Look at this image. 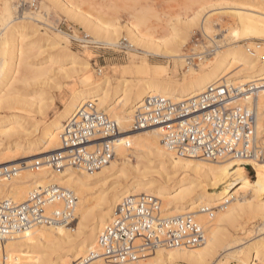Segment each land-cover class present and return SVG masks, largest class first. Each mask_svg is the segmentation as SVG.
<instances>
[{
    "label": "bare ground",
    "instance_id": "bare-ground-1",
    "mask_svg": "<svg viewBox=\"0 0 264 264\" xmlns=\"http://www.w3.org/2000/svg\"><path fill=\"white\" fill-rule=\"evenodd\" d=\"M53 1L58 2V0ZM233 1L231 0L235 6L233 16L236 17L238 28L236 26L226 30L223 39L229 38V42L218 46L219 48L216 47L218 50L211 54L212 57L207 63L204 62L206 58L203 57L208 56L209 51L208 54L199 56L202 65L190 64L188 59L180 55L179 50L171 52L169 57L176 60L181 71V78L174 79L162 71L143 70L142 78H139L138 82L130 85L125 80L112 94H110L111 85L107 78L97 84L90 79H81L79 90L72 93L68 103L60 110L56 118L36 130L38 132L36 139L21 141L19 138L20 141L14 142L0 155V161L9 162L14 155L31 154L42 149L41 153L44 157L37 162L50 165L41 168L42 165L41 169L35 172L33 181L26 183L22 177L18 176L23 167L10 162L16 172L12 179L0 180V198L12 199L17 204H22L28 200L36 188L54 184L73 191L76 195L80 194V188L85 185L88 178L97 173L81 170L72 165H51L47 159L53 153L65 151L61 134L66 124L79 109L91 103L107 114L120 129L127 128L133 131L135 114L149 97H165L178 104L195 98L210 85L223 84L242 90L253 85V92L249 93V96L232 99L228 107L237 108L252 104L256 106V146L264 150V0ZM58 3L68 18L81 24V27L93 37L112 39L120 32L112 21L104 24L102 19H94L80 7L78 11L63 1ZM1 5L3 6L1 22L5 23L7 28L0 52V103L2 104L8 101L5 99L11 94V88H15V85L29 84L34 79L31 75L41 72L44 74L47 69L45 65L49 61L33 68L28 62L31 55L28 49V45L31 44L29 38L34 33L40 34L37 22L42 17L41 13L36 14L34 18L30 17L31 20L27 21V17L21 20L15 16L16 7L11 0H4ZM209 27L206 23L202 24L206 37H210L212 33ZM126 31L132 46L135 40L145 37L135 27H127ZM60 39H64V36H58L55 46L66 44L58 41ZM254 42L263 44L254 47ZM130 43L129 49H131ZM241 44H247V48ZM55 60L54 57L52 61ZM72 60L75 61V58ZM233 67L237 68L235 72L231 71ZM39 76L40 74L37 77ZM6 125H18V127H10L6 132L0 130V137L2 134L8 137L10 134L21 131L19 118L15 115L0 119V129ZM164 130L163 127L154 126L134 132L136 136L132 144L141 154H144L140 157L145 172L134 167L138 170L135 169L136 173L125 188L113 194L107 211L101 216L87 240L76 245L73 250L60 254L58 261L52 264H72L84 258L88 252L99 251V235L109 223L114 209L128 197L159 198L162 203L163 217L189 213L193 214L204 227L206 241L202 246L193 249H166L168 258L176 256L191 264L264 263V222L258 226L254 225L255 227L252 228L254 231L249 230L255 233L253 236L236 238L238 231L244 230L247 221H250L248 217L260 213L264 216L263 160L244 161L228 157L211 161L199 156L182 157L166 146ZM148 155L156 157L154 159L157 163L155 162L154 166L152 163L155 160H149ZM246 166L253 168L255 179L250 178ZM151 170H156L158 173L154 174L157 176H154ZM121 172L125 173L123 170ZM77 199L75 213L80 214L89 207V202H84L79 197ZM54 206L56 205L48 207L49 213ZM57 206L60 205L57 204ZM219 222H222L224 226H219ZM28 231L29 229L24 230L23 233ZM23 233H19L8 241L7 264H44L48 261L49 258L44 255L45 251L40 250L37 245L39 238L33 239L31 234L24 236ZM47 244L50 248L52 247L49 240ZM157 252L158 250L154 251L144 260L123 264H161L162 259Z\"/></svg>",
    "mask_w": 264,
    "mask_h": 264
},
{
    "label": "rangeland",
    "instance_id": "rangeland-1",
    "mask_svg": "<svg viewBox=\"0 0 264 264\" xmlns=\"http://www.w3.org/2000/svg\"><path fill=\"white\" fill-rule=\"evenodd\" d=\"M3 1L0 0V52L4 43L2 39L7 29L6 24L1 22ZM11 1L16 7L15 16L21 20L23 17H27V21L31 20L36 14L41 13L42 17L37 22L40 34L34 33L30 36L31 39L29 38L31 44L28 45V49L31 55L28 62L32 68L46 61L49 62L45 65L47 69L44 74L41 72L31 75L34 79L32 78L29 84L18 83L15 88L13 87L14 89L11 88V94L4 98L8 101L3 102V105L0 103V119L17 116L19 130L22 131L10 134L8 137L1 135L0 155L6 151L7 147L20 139L21 141L36 139L38 136L36 130L56 118L60 110L68 103L72 93L79 90L81 79H90L97 84L107 78L111 85L110 94L118 90L121 82L125 80L130 85L138 82L139 78H142L143 70L162 71L167 76L179 79L181 71L176 60L169 57L171 52L179 50L180 55L186 59V56L192 52L200 54L209 51V55L203 57L206 58L204 62L207 63L212 57L211 54L229 42V38L223 39L226 30L237 26L236 17L233 16L235 12L233 0V3L231 0H58L76 10L80 7L94 19H102L104 24L112 21L117 25L118 30L120 29L119 34L113 37L114 39L100 38L89 35L81 24L68 18L56 1ZM205 23L212 30L210 37H206L202 30V24ZM130 26L135 27L141 35L145 36L135 40L133 46L126 31V28ZM58 36H64V39L58 41L66 43L65 45L55 46ZM121 40H127L131 45L127 54L117 53L116 45ZM253 44L254 47H259L263 43L254 42ZM241 45L247 48V44ZM53 56L56 58L55 61H52ZM73 58L75 61L72 60ZM199 63L200 61L197 65ZM235 70H237L236 67L231 68L232 72ZM39 74L40 76L37 77ZM10 127L17 128L18 125H6L0 130L6 132ZM121 131L126 133L124 134L126 140L116 145L115 158L109 165L97 171L96 175L89 177L85 185L80 188V194L76 195L84 202H89V207L80 214H76L74 223L69 226L68 224L48 226L38 224L28 232H22L24 236L31 234V238H39L37 245L49 258L44 264L57 262L60 254L73 250L76 245L87 240L101 216L107 211L113 194L127 186L137 168L144 171L140 157L144 154H141L132 144L136 133L127 128ZM41 152L42 149L31 154L14 155L9 162L0 161V166L12 165L10 162L22 166L23 169L18 176L22 177L24 182L30 183L35 177V172L38 171L33 169L35 162L44 157ZM147 158L152 161L156 159L153 155H148ZM261 159L264 162V156ZM156 161L152 163V166ZM45 166L50 165H43L41 168ZM134 167H137L136 170ZM246 168L250 178L255 179L253 168L251 166ZM151 173L158 172L151 170ZM154 176L157 175L154 174ZM248 218L250 221H247L244 230L238 231L236 238L253 236L255 234L252 233L253 226L264 222V216L261 213L253 214ZM218 225L224 226L222 222ZM48 240L52 243L51 248L47 246ZM157 250V255L162 259L161 264H191L176 256L168 258L166 249ZM90 253L92 252L86 255ZM95 264L107 263L97 259Z\"/></svg>",
    "mask_w": 264,
    "mask_h": 264
},
{
    "label": "built area",
    "instance_id": "built-area-1",
    "mask_svg": "<svg viewBox=\"0 0 264 264\" xmlns=\"http://www.w3.org/2000/svg\"><path fill=\"white\" fill-rule=\"evenodd\" d=\"M128 44L127 40H121L117 53L127 54ZM206 54V51L192 52L186 59L197 64L199 56ZM251 92L253 85L242 90L222 84L210 85L195 98L178 104L165 97H149L135 114L132 132L163 127L164 143L182 157L199 156L211 161L228 157L244 161L261 159L264 150L256 146V106L228 107L232 99L247 97ZM124 134L107 114L91 103L79 109L66 124L61 134L65 151L53 153L47 160L51 165H72L97 172L115 158L116 145L126 140ZM42 165L36 162L33 168L39 170ZM15 172L12 165L0 167V179H12ZM77 201L73 191L55 184L36 188L22 204L0 198V264L8 263V241L24 230L38 224L74 223ZM50 205L56 206L49 213ZM205 241V229L193 214L163 217L159 198L128 197L114 209L99 235V251L72 264H94L97 259L108 264L138 262L157 249H193Z\"/></svg>",
    "mask_w": 264,
    "mask_h": 264
}]
</instances>
